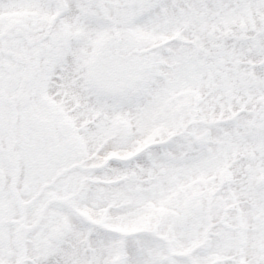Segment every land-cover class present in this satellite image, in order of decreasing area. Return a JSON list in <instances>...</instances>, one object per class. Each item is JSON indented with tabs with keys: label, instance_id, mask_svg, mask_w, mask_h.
<instances>
[{
	"label": "snow or ice",
	"instance_id": "1",
	"mask_svg": "<svg viewBox=\"0 0 264 264\" xmlns=\"http://www.w3.org/2000/svg\"><path fill=\"white\" fill-rule=\"evenodd\" d=\"M0 264H264V0H0Z\"/></svg>",
	"mask_w": 264,
	"mask_h": 264
}]
</instances>
